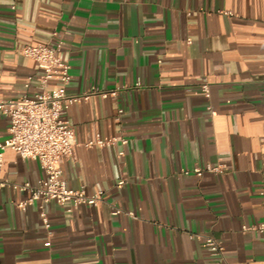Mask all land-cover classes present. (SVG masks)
Segmentation results:
<instances>
[{
    "label": "crops",
    "instance_id": "0c3cea01",
    "mask_svg": "<svg viewBox=\"0 0 264 264\" xmlns=\"http://www.w3.org/2000/svg\"><path fill=\"white\" fill-rule=\"evenodd\" d=\"M59 41L69 94L118 91L64 115L78 146L62 178L103 199L23 209L31 192L1 186L0 264H264V234L242 229L264 222V0H0V101L39 91L19 48ZM4 160L9 183L44 175L12 149ZM207 163L225 171L186 173Z\"/></svg>",
    "mask_w": 264,
    "mask_h": 264
},
{
    "label": "built area",
    "instance_id": "2783aa9c",
    "mask_svg": "<svg viewBox=\"0 0 264 264\" xmlns=\"http://www.w3.org/2000/svg\"><path fill=\"white\" fill-rule=\"evenodd\" d=\"M63 42L46 43L36 45H24L19 51L26 57L33 59L42 71L38 78L39 91L33 96L24 95L17 100L0 101V111L9 119L8 136L3 137L0 132V173L5 162L4 154L8 149L16 151L22 158L36 160L40 163L44 172L42 178L36 184L9 183L0 177V187L11 185L19 191L29 190L31 196L26 201H20L18 206L26 208L28 203L40 200L42 202L56 201L59 204L70 203L79 205H97L103 199L102 190L88 194L84 187H69L62 178V159H73L76 155L75 131L70 121L64 117L68 109L76 104L87 101L93 94H100L103 97L116 96L117 89L110 91H99L91 88L83 93L69 94L66 87L71 81V65L60 56ZM58 76L61 85L57 88H50L52 78ZM139 85V84H137ZM205 96H210L208 83L202 84ZM123 110L120 109L121 113ZM100 138L97 144L105 145L108 142ZM127 142V139H123ZM89 142L86 146H91ZM122 153V152H120ZM225 165L222 163L196 165L191 171L198 177L205 173H223ZM124 180L119 184H123ZM117 208L113 213H119ZM132 214V213H130ZM40 216L45 228L49 229L51 224L47 213L41 209ZM243 231L264 234V222L252 225H243ZM202 238V235H198ZM209 249L223 258L224 248L220 242L211 235L203 237ZM46 241L45 245H50ZM228 264V263H223Z\"/></svg>",
    "mask_w": 264,
    "mask_h": 264
}]
</instances>
